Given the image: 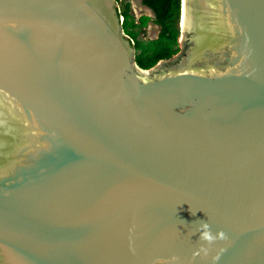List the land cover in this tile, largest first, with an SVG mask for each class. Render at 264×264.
Wrapping results in <instances>:
<instances>
[{"label":"water","instance_id":"95a60500","mask_svg":"<svg viewBox=\"0 0 264 264\" xmlns=\"http://www.w3.org/2000/svg\"><path fill=\"white\" fill-rule=\"evenodd\" d=\"M179 42L143 69L116 0H0V264H264V0H181Z\"/></svg>","mask_w":264,"mask_h":264},{"label":"trees","instance_id":"16d2710c","mask_svg":"<svg viewBox=\"0 0 264 264\" xmlns=\"http://www.w3.org/2000/svg\"><path fill=\"white\" fill-rule=\"evenodd\" d=\"M117 1V0H116ZM154 13L153 21L160 28L156 39L147 42L136 40L137 31L135 22L129 13V3L120 9L123 16L122 26L124 32L133 40L136 52L135 58L139 67L147 69L159 60L173 56L178 50L179 21L181 0H141ZM142 19H145L144 17Z\"/></svg>","mask_w":264,"mask_h":264},{"label":"rangeland","instance_id":"374dc122","mask_svg":"<svg viewBox=\"0 0 264 264\" xmlns=\"http://www.w3.org/2000/svg\"><path fill=\"white\" fill-rule=\"evenodd\" d=\"M122 10L126 2L129 3V13L135 22L139 23L138 27H135L134 30L137 31L136 40L147 42L152 39H156L159 35L160 28L157 24L154 23L153 12L148 7L143 5L140 0H117ZM145 19H142V18ZM179 35H178V47L180 50V21L178 24ZM179 50L175 53L177 54ZM138 52V50H136ZM135 52V54H136ZM174 54V55H175Z\"/></svg>","mask_w":264,"mask_h":264},{"label":"clouds","instance_id":"9594fccd","mask_svg":"<svg viewBox=\"0 0 264 264\" xmlns=\"http://www.w3.org/2000/svg\"><path fill=\"white\" fill-rule=\"evenodd\" d=\"M194 214V213H193ZM199 233L198 240L203 241V244H200L198 248L193 252V256L200 255L201 253L207 255L208 253V247L205 245H212L217 240H225L227 239V236L225 232L222 229H218L215 233H213L210 229V226L205 221H200L198 225V231ZM195 234V233H193ZM192 234V235H193ZM219 257H214V259H218ZM169 260L172 262V264H178L179 257L178 256H172L169 258Z\"/></svg>","mask_w":264,"mask_h":264},{"label":"built area","instance_id":"2783aa9c","mask_svg":"<svg viewBox=\"0 0 264 264\" xmlns=\"http://www.w3.org/2000/svg\"><path fill=\"white\" fill-rule=\"evenodd\" d=\"M118 10H119V18H120V21L122 22L123 21V16L120 14V5L118 4Z\"/></svg>","mask_w":264,"mask_h":264},{"label":"crops","instance_id":"0c3cea01","mask_svg":"<svg viewBox=\"0 0 264 264\" xmlns=\"http://www.w3.org/2000/svg\"><path fill=\"white\" fill-rule=\"evenodd\" d=\"M141 2V1H140ZM142 3V2H141ZM143 4V3H142ZM144 5V4H143ZM147 7V6H146ZM153 12V11H152ZM153 15H154V13H153Z\"/></svg>","mask_w":264,"mask_h":264}]
</instances>
